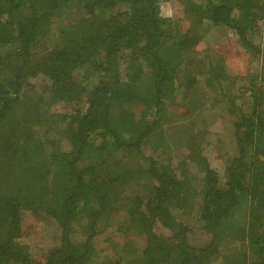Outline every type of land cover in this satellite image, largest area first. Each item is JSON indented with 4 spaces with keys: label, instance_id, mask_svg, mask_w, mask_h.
I'll return each mask as SVG.
<instances>
[{
    "label": "trees",
    "instance_id": "16d2710c",
    "mask_svg": "<svg viewBox=\"0 0 264 264\" xmlns=\"http://www.w3.org/2000/svg\"><path fill=\"white\" fill-rule=\"evenodd\" d=\"M263 19L264 0H0V264H250ZM218 29L245 80L195 53Z\"/></svg>",
    "mask_w": 264,
    "mask_h": 264
},
{
    "label": "rangeland",
    "instance_id": "374dc122",
    "mask_svg": "<svg viewBox=\"0 0 264 264\" xmlns=\"http://www.w3.org/2000/svg\"><path fill=\"white\" fill-rule=\"evenodd\" d=\"M164 11H170L171 6L163 8ZM264 20V19H263ZM262 21H258L259 25V47H260V58L259 63L264 62V36L262 34ZM206 35H208L206 37ZM197 55H202V52L206 50L212 55L217 56L218 58V72L221 75L230 76L231 78L235 79L236 81H243L248 75V72L252 71L253 67L250 66V62L248 61V53L245 51L244 48H242V45L238 42L236 34L233 32H230L226 29H218L214 31H209L208 34H205L202 37V40L199 41V43L196 46ZM252 67V68H251ZM51 109H54V105L50 106ZM138 112V111H137ZM137 112H135L137 114ZM223 113H226V111L219 110V114H221V124L218 125L220 127L221 132H223V135L221 136V149L219 150V153L222 154V152L227 148V139L226 137L230 134V125L228 122L229 117ZM226 133L228 135H226ZM211 137V142L216 143V136L209 133V136ZM218 152L213 155V158L211 162L213 163V166L219 167L223 164L222 156ZM167 237L170 236V232L166 228L160 229ZM251 232L255 233L257 232L258 235H260V244L254 245L252 242L249 243V262L250 264H264V208L259 209L258 211V224L254 223L251 227ZM199 229H197L193 236L200 235ZM31 246H35L33 241L30 242ZM105 247V242H103L100 246L98 245L96 248L101 251L100 249H103ZM89 264H99L98 262H90Z\"/></svg>",
    "mask_w": 264,
    "mask_h": 264
},
{
    "label": "crops",
    "instance_id": "0c3cea01",
    "mask_svg": "<svg viewBox=\"0 0 264 264\" xmlns=\"http://www.w3.org/2000/svg\"><path fill=\"white\" fill-rule=\"evenodd\" d=\"M261 203H262L261 200H259V201H257V200L253 201V206H254V208H257V206H258L259 204H261ZM262 207H264V204L262 205Z\"/></svg>",
    "mask_w": 264,
    "mask_h": 264
}]
</instances>
